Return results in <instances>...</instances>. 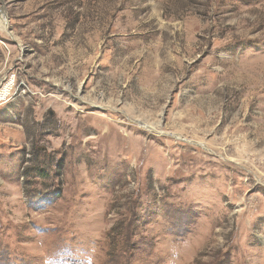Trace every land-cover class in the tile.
I'll return each mask as SVG.
<instances>
[{"label": "rangeland", "instance_id": "obj_1", "mask_svg": "<svg viewBox=\"0 0 264 264\" xmlns=\"http://www.w3.org/2000/svg\"><path fill=\"white\" fill-rule=\"evenodd\" d=\"M8 83L0 264H264V0H0Z\"/></svg>", "mask_w": 264, "mask_h": 264}, {"label": "bare ground", "instance_id": "obj_2", "mask_svg": "<svg viewBox=\"0 0 264 264\" xmlns=\"http://www.w3.org/2000/svg\"><path fill=\"white\" fill-rule=\"evenodd\" d=\"M12 84H4L0 89V101L4 99L5 96L9 94V90L11 88Z\"/></svg>", "mask_w": 264, "mask_h": 264}]
</instances>
